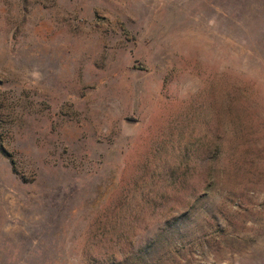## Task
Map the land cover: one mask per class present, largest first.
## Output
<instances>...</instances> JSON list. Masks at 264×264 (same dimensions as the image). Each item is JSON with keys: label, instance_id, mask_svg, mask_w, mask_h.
Wrapping results in <instances>:
<instances>
[{"label": "rangeland", "instance_id": "obj_1", "mask_svg": "<svg viewBox=\"0 0 264 264\" xmlns=\"http://www.w3.org/2000/svg\"><path fill=\"white\" fill-rule=\"evenodd\" d=\"M146 246L264 264V0H0V264Z\"/></svg>", "mask_w": 264, "mask_h": 264}, {"label": "trees", "instance_id": "obj_2", "mask_svg": "<svg viewBox=\"0 0 264 264\" xmlns=\"http://www.w3.org/2000/svg\"><path fill=\"white\" fill-rule=\"evenodd\" d=\"M183 215H181L180 217H178V218H176V219H174V223H175V225H173L172 223H170V224H168V226L170 227V228H173V227H176V222H178L179 223V225H180V223H181V221H182V219H183ZM173 225V226H172ZM180 228V227H179ZM181 229V228H180ZM180 229H177L178 230V233L180 234ZM163 236V233H161L160 234V237H162ZM148 249V246H146V247H142V248H139L138 249V255L139 256H137V261H136V259H135V262H133V261H130V258H127V259H125L124 261H121V262H119V263H115V262H113L112 261V263L111 264H145L146 263V258H145V253H146V250ZM139 261V262H138ZM138 262V263H137Z\"/></svg>", "mask_w": 264, "mask_h": 264}]
</instances>
